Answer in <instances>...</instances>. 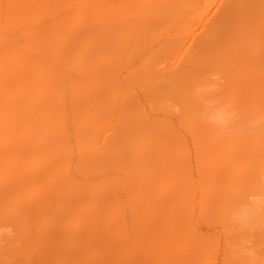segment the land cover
<instances>
[{"label": "bare ground", "instance_id": "bare-ground-1", "mask_svg": "<svg viewBox=\"0 0 264 264\" xmlns=\"http://www.w3.org/2000/svg\"><path fill=\"white\" fill-rule=\"evenodd\" d=\"M0 264H264V0H0Z\"/></svg>", "mask_w": 264, "mask_h": 264}, {"label": "clouds", "instance_id": "clouds-1", "mask_svg": "<svg viewBox=\"0 0 264 264\" xmlns=\"http://www.w3.org/2000/svg\"><path fill=\"white\" fill-rule=\"evenodd\" d=\"M261 122L262 121L255 120V119L252 120V121H249L248 128L258 127ZM218 123H219L222 131H231V129H229L228 126H227V121L219 120ZM250 255H254V254L250 253Z\"/></svg>", "mask_w": 264, "mask_h": 264}]
</instances>
